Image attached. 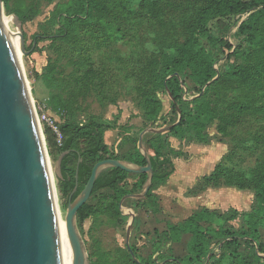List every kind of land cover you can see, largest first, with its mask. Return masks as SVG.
<instances>
[{
  "label": "rangeland",
  "instance_id": "obj_1",
  "mask_svg": "<svg viewBox=\"0 0 264 264\" xmlns=\"http://www.w3.org/2000/svg\"><path fill=\"white\" fill-rule=\"evenodd\" d=\"M69 1L5 0L9 5V10L5 9L7 16L12 17L16 15L14 11L19 10L34 15L32 20L23 23L26 47L32 48L22 54L34 104L40 115L47 112L58 123L66 120L84 123L93 118L111 125L113 129L105 133L107 144L116 155H125L140 141L143 131L151 128L144 119L145 97L154 88L150 65L159 60L164 34L153 19L140 17L120 22L121 32L117 34L115 30L110 33L76 23L69 36L54 38L50 35L59 33L60 25L65 23L59 11ZM164 4L169 5L165 17L171 30L170 38L183 42L185 17L197 4L193 0H164ZM252 11L214 22L212 30L225 39L216 65L219 71L229 59L239 62L235 55L231 56L233 51L248 53L239 28ZM9 24L20 43L17 25L13 20ZM39 33L46 36L33 45L34 36ZM202 42L209 47L207 39ZM186 82L185 99L190 102L197 94L190 79ZM239 92L231 83H225L220 90L222 99ZM157 94L163 101V113L177 120L178 113L168 93L159 90ZM257 95L264 105V88ZM220 122L217 119L208 127L210 142L207 144L198 142L192 132L184 139L170 136L173 148L183 151L184 156L173 157L175 172L167 186L155 190L162 201L163 212L159 215L144 206L141 198L128 195L121 200L119 213L115 193L110 189L89 198L88 202L97 211L79 229L90 264H134L138 256L149 264H176V257L188 254L190 236L185 235L180 243L164 240L167 223H181L204 207L217 211L236 208L240 216L229 225L238 228L243 225L244 213L256 206L253 189L245 192L227 187L225 180L205 189L200 186L203 177L211 174L218 163L226 166L228 177L264 164V111L246 115L239 125L228 127L225 133L218 130ZM161 124L162 121L154 128L160 129ZM42 127L44 130L43 123ZM155 135L153 131L143 135V148L147 153L152 152L149 142ZM50 158L59 209L66 217V199L60 191L62 177L58 174L57 161ZM140 177L132 173L127 187L133 188L136 181H142ZM142 192L134 188L132 194ZM261 234L264 242V228ZM222 243L212 241L213 256L222 252ZM65 249L66 264H72V256L67 247ZM131 250L136 254L133 257ZM240 250L243 254L252 252L246 241L241 242ZM233 259L230 257L227 264H241Z\"/></svg>",
  "mask_w": 264,
  "mask_h": 264
},
{
  "label": "trees",
  "instance_id": "obj_2",
  "mask_svg": "<svg viewBox=\"0 0 264 264\" xmlns=\"http://www.w3.org/2000/svg\"><path fill=\"white\" fill-rule=\"evenodd\" d=\"M4 1L5 9L9 5ZM197 4L191 14L185 17L186 38L179 42L170 38V27L165 15L168 6L164 0H70L59 11L65 23L59 28L54 38L67 37L73 25H88L96 30L121 32L119 23L123 20L136 18H151L161 27L164 34L159 60L150 65L153 91L145 97L144 119L155 127L159 122L160 128L174 126L166 133H156L149 142L152 151L148 153L154 170L153 182L148 193L141 198L142 203L151 209L155 215L163 212L160 197L155 192L165 185L175 172L173 157H183L184 152L173 148L170 136L184 139L192 132L198 142L209 143L208 127L217 119L221 122L218 130L225 133L227 128L237 126L248 114H259L264 111L257 93L264 88V0H193ZM256 9V10H254ZM254 10V11H252ZM252 11L250 16L242 22L239 31L244 35L248 53L235 50L239 62L228 60L222 71L216 67L220 61L221 45L225 39L212 30L216 20L240 15ZM17 17L25 23L33 19L34 15L25 10L14 11ZM59 23V22H58ZM170 35V36H169ZM45 34H36L34 44L43 40ZM207 39L209 47L202 40ZM231 47V46H230ZM32 47H26L29 52ZM190 79L197 96L188 102L185 99L187 84ZM234 84L240 89L229 99H222L220 90L224 84ZM189 88L191 86L189 85ZM164 90L172 100V106L181 120L172 119L163 113V101L158 91ZM62 133L61 142L57 134L48 125H44L47 147L50 157L57 161L62 153L69 151L62 162L63 178L60 180V191L69 205L72 193L78 183V190L72 196L74 201L89 181L94 166L105 159H121L136 165H147V159L140 149V141L125 155H116L106 142L105 133L113 127L97 119H89L84 123L66 120L59 123ZM139 143V145H138ZM82 162L79 163V160ZM78 173V179H77ZM131 174L118 167H111L100 173L93 194L110 189L115 193L117 209L120 213V202L134 188L144 190L148 179L146 173L139 174L142 181H136L133 188L127 187ZM221 180H225L227 187L239 190H254L256 206L244 213V223L238 227L229 225L238 220L240 212L236 208L225 211L202 208L181 223H167L163 232L164 240L180 243L185 235H189L188 254L176 257V264H227L231 258L241 264H264V242L261 241V229L264 228V164L258 165L249 172L227 176V168L218 163L209 175L203 177L200 189L213 187ZM202 187V188H201ZM97 208L85 203L78 212V226L92 217ZM223 242L222 252L212 253V241ZM249 244L251 253L241 252V242ZM133 251V250H132ZM135 252H130L133 257ZM134 264H149L138 256Z\"/></svg>",
  "mask_w": 264,
  "mask_h": 264
},
{
  "label": "water",
  "instance_id": "obj_3",
  "mask_svg": "<svg viewBox=\"0 0 264 264\" xmlns=\"http://www.w3.org/2000/svg\"><path fill=\"white\" fill-rule=\"evenodd\" d=\"M6 17L4 1L0 0V264H64L58 225L60 209L51 158L22 62V54L27 53L23 23L16 15L11 17L19 29L21 40L18 43L5 23ZM181 116L179 111L176 124L180 123ZM173 126L143 131L140 149L147 165L121 159L99 161L85 188L73 201L77 183L66 213L67 229L75 251L72 264H90L78 226V212L92 196L100 173L111 167L146 173L148 179L143 192L128 195L143 198L154 177L152 161L143 148V135L148 131L166 133ZM68 152L62 153L57 160L58 174L62 178V162ZM128 246L130 248L129 243Z\"/></svg>",
  "mask_w": 264,
  "mask_h": 264
},
{
  "label": "bare ground",
  "instance_id": "obj_4",
  "mask_svg": "<svg viewBox=\"0 0 264 264\" xmlns=\"http://www.w3.org/2000/svg\"><path fill=\"white\" fill-rule=\"evenodd\" d=\"M13 19L9 16H7L5 18V23L6 25L10 28V21H12ZM58 225H59V232H60V242H61V253H62V257H63V262L64 264H66L65 261V247H67L70 256H72V259H74V249L72 247L71 241H70V236L68 233V229H67V224H66V217L59 211L58 214ZM73 263V260H72ZM75 264H80L79 262L75 263Z\"/></svg>",
  "mask_w": 264,
  "mask_h": 264
},
{
  "label": "built area",
  "instance_id": "obj_5",
  "mask_svg": "<svg viewBox=\"0 0 264 264\" xmlns=\"http://www.w3.org/2000/svg\"><path fill=\"white\" fill-rule=\"evenodd\" d=\"M37 114H38V118H39V121L41 123V126H42V123H43V125H48L49 127H51L54 130V132L57 134L58 140L61 142L63 136H62L58 121L55 120L47 112H43V114L40 115L38 110H37Z\"/></svg>",
  "mask_w": 264,
  "mask_h": 264
},
{
  "label": "crops",
  "instance_id": "obj_6",
  "mask_svg": "<svg viewBox=\"0 0 264 264\" xmlns=\"http://www.w3.org/2000/svg\"><path fill=\"white\" fill-rule=\"evenodd\" d=\"M110 138H111V137H110ZM106 142H107V139H106ZM168 181H169V180H168ZM166 184H167V183H166ZM166 184H165V185H166ZM165 185L161 186L159 189L161 190V188L164 187ZM166 186H167V185H166ZM159 189H158L157 191H159ZM243 191L246 192L247 190H243ZM160 199H161V197H160ZM161 203H162V201H161Z\"/></svg>",
  "mask_w": 264,
  "mask_h": 264
}]
</instances>
